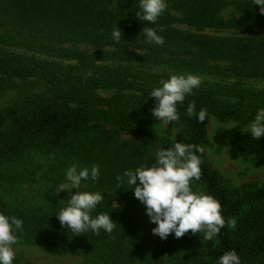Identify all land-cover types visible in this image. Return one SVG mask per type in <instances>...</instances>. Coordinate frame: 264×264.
<instances>
[{
  "label": "trees",
  "instance_id": "trees-1",
  "mask_svg": "<svg viewBox=\"0 0 264 264\" xmlns=\"http://www.w3.org/2000/svg\"><path fill=\"white\" fill-rule=\"evenodd\" d=\"M166 1L171 5L166 7L153 24L143 22L136 16L139 0H118L114 6L111 5V0H0V27L15 28L17 24H22L29 28L33 23H38L44 33L49 31L57 36H66L70 41L98 46L128 47L129 44H123L128 43L126 39L135 38L141 39L140 42H144L146 48L154 52L142 33L146 26L156 30L164 41L191 46L212 56L230 57L248 65L252 53L244 41L210 37L174 27L175 24L197 28L231 26V22L224 21L219 15L227 5L225 0ZM118 27L122 31V39L118 42L111 41L112 30ZM4 32L6 31L0 32V44L10 42V34ZM256 46H264V39ZM45 50L51 56L85 64L107 62L117 56L105 49L87 52L49 46ZM260 60H264V54L260 56ZM190 64L194 68H207V65L198 60ZM0 74L8 78L37 77L55 83L62 80L64 72L61 67L46 59L25 56L0 47ZM168 78L161 74H149L127 80L105 73L89 77L87 86L91 90H137L144 100L155 106V98L149 96L150 92ZM229 94L238 101L223 102L216 85L200 83L192 93L185 96L182 104L177 105L179 120L169 122L184 128V138H161L158 150L154 151L147 144L133 145L130 155L124 160L125 148H120L118 157L104 155L102 153L107 143L102 144L94 138L87 139V128L93 121L94 114L80 102L77 106L73 105V97L69 94L36 95L26 105L0 109V129L11 124L9 131L0 137V159L14 158L31 149L59 158L81 155L86 160L92 159L99 167L107 170L104 174L109 172L116 179L117 176L123 177L125 169L151 166L155 163L157 151L170 148L177 141L192 145V151L201 160V177L191 182L192 188L217 198L221 202V213L225 219L224 227L212 241L198 237L191 230L180 238L170 234L167 239H161L158 235H153L152 228L155 225L149 219L139 222L130 216L118 214L104 200L91 215H111L115 225L111 233L103 230L99 233L91 230L81 234L71 232L67 225H61L56 214L67 205L50 211L29 213L10 207L0 198V213L22 218L23 227L16 230L15 235L25 242L39 243L49 250L58 249L66 254L86 256L93 253L102 242L111 240L121 250L124 264H169V257L181 254L183 259L173 264H216L225 251L232 249L239 254L242 264H264V185L256 188H229L205 153V147L212 143L209 125L213 117L220 121H237L242 125L251 121L257 111L245 109L242 105V101L251 97L246 89L237 87L231 89ZM256 98L262 99L258 96ZM190 103L195 105L197 114L201 109L206 111L203 122L197 119V115H187ZM241 125L219 128L213 136V143L220 147L235 148L244 156H264V138H252L241 130ZM98 147H101V152L96 150ZM197 148H203L204 151L198 152ZM129 187L123 180V186L118 191L130 204L141 203ZM230 220L236 221L235 227L229 225ZM131 238H135V243L129 241Z\"/></svg>",
  "mask_w": 264,
  "mask_h": 264
},
{
  "label": "rangeland",
  "instance_id": "rangeland-1",
  "mask_svg": "<svg viewBox=\"0 0 264 264\" xmlns=\"http://www.w3.org/2000/svg\"><path fill=\"white\" fill-rule=\"evenodd\" d=\"M117 1L111 0V5L114 6ZM225 1L227 5L219 15L224 21L231 22V26L197 28L175 24L174 27L185 32L244 41L252 53L248 65L230 57L204 54L197 48L167 40L163 45L149 43L154 48L152 52L144 42H140L141 39L135 38L126 39L128 43L123 44H129L128 47L98 46L70 41L66 36H57L49 31L44 33L38 23H33L29 28L22 24H17L15 28L0 27V32L6 31L4 33L11 36L10 42L0 44V47L25 56L46 59L61 67L64 72L62 80L55 83L37 77L8 78L0 74V109L26 105L36 95L69 94L73 97V105L77 106L80 102L94 114V119L87 128V139L94 138L102 144L107 143L102 153L104 155L118 157L120 148H125L124 160L130 155L133 145L147 144L152 151L158 150L159 139H182L185 130L155 117L152 114L154 105L144 100L137 90L89 89L87 79L91 76L111 73L130 80L149 74L170 77L173 74L191 73L199 76L202 84L216 85L223 102L238 101L230 96L229 91L240 87L251 95L241 102L245 109L264 107V60H260V56L264 54V46H256L264 39V14L260 13V6L255 5L254 0ZM166 3L167 7L171 5L167 1ZM49 46L87 52L105 49L117 56L107 62L85 64L51 56L45 50ZM195 60L207 65V68L192 67L190 63ZM257 96L262 99L256 98ZM249 122L241 125L237 121H220L213 117L209 125L212 143L205 147L206 157L229 188H256L264 185V156H244L235 148L220 147L213 143V136L219 128L241 125V130H244ZM10 127L11 124L2 126L0 137ZM100 149L98 147L96 150L101 152ZM73 164L78 168L90 169L93 165L99 168V178L94 183L91 180L82 181L81 191H100L105 195L103 200L118 214L130 216L139 222L149 219L142 203L132 205L119 193L118 188L123 186V179L118 181L109 172L104 174L107 170L99 167L92 159L86 160L81 155L74 154L59 158L31 149L14 158L0 159V198L10 207L29 213L50 211L67 205L70 193L62 190L56 194L55 188L67 183L65 173ZM71 191L75 193L78 190L73 188ZM197 234L204 239L203 231ZM16 239L13 264H124L121 250L111 240L102 242L93 253L85 256L61 253L58 249L49 250L39 243H27L19 236ZM129 241L135 243V238ZM181 255L169 257L168 263L180 262L183 259Z\"/></svg>",
  "mask_w": 264,
  "mask_h": 264
},
{
  "label": "clouds",
  "instance_id": "clouds-1",
  "mask_svg": "<svg viewBox=\"0 0 264 264\" xmlns=\"http://www.w3.org/2000/svg\"><path fill=\"white\" fill-rule=\"evenodd\" d=\"M260 6V13L264 14V0H254ZM167 7L166 0H139V11L136 16L143 22L155 23ZM148 43L163 45L164 38L156 30L144 27L142 31ZM120 27L113 28L111 36L114 41L122 39ZM142 54V53H141ZM201 83L199 76L194 74H173L167 80H162L160 86L151 90V97L155 98L152 114L162 122H175L179 120L177 105L182 104L185 96L192 93ZM187 115H197L203 122L206 111L201 109L197 114L195 105L190 103ZM252 138H264V107L258 108L254 118L242 130ZM192 145L180 141L167 149H161L155 154V163L151 166L142 165L135 170L125 169L124 180L137 198L145 206V214L149 217L153 235L167 239L170 234L176 238L185 235L189 230L192 233L203 231L204 239L213 240L225 225L221 213V202L210 194L194 191L192 181L201 177V160L192 151ZM196 151L203 152V148ZM66 184L55 188V193L62 190L70 193L67 206L57 214L61 225H67L71 232L85 233L91 230L99 233L101 230L111 233L115 227L111 215L99 213L92 216L103 199L104 193L100 191H81V182L91 180L93 183L99 178L100 172L96 165L78 168L71 165L66 173ZM78 191L72 193V189ZM229 225L235 227L236 221L230 220ZM23 227L22 218L9 217L0 213V264H13L14 248L17 239L15 232ZM216 264H242L241 257L234 250L225 251Z\"/></svg>",
  "mask_w": 264,
  "mask_h": 264
}]
</instances>
